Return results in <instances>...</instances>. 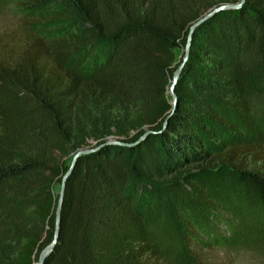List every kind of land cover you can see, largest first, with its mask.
Returning a JSON list of instances; mask_svg holds the SVG:
<instances>
[{"label":"trees","instance_id":"obj_1","mask_svg":"<svg viewBox=\"0 0 264 264\" xmlns=\"http://www.w3.org/2000/svg\"><path fill=\"white\" fill-rule=\"evenodd\" d=\"M239 2H16L12 41L0 49V264H39L55 238L53 189L80 149L43 264H173L147 184L184 201L174 216L195 260L207 245L200 230L214 238L234 186L264 212V134L252 137L246 95L250 81L264 82V0L196 27L175 103L168 93L192 24ZM210 164L227 168L215 190L185 169Z\"/></svg>","mask_w":264,"mask_h":264},{"label":"rangeland","instance_id":"obj_2","mask_svg":"<svg viewBox=\"0 0 264 264\" xmlns=\"http://www.w3.org/2000/svg\"><path fill=\"white\" fill-rule=\"evenodd\" d=\"M16 2L18 0H10L0 7V49L12 41L17 26L15 20L20 16ZM174 54L175 63H178L184 57V49H175ZM246 95L252 105L256 125L251 134L253 133L252 137L257 139L258 134H264V82L250 81ZM111 140L116 139L111 138ZM73 158L74 153L65 158L66 165H71ZM250 166L259 168L260 164L250 163ZM200 167L191 165L185 169L195 175L203 185L207 184L209 190L221 186L217 172H225L227 168L221 170L213 164L205 166L204 169ZM155 187L157 186L150 184L146 187L148 191L153 190V194L150 195L157 205L155 207L157 213L152 217L151 222L162 247L171 250L170 260L173 264H264V212L239 187L234 186L229 199L225 204H220L224 222H216L213 228L211 227L215 232L214 238L211 232L209 234L207 231V234L204 230H200L199 236L207 242V245L199 253V260L190 257L185 250L178 230L180 225L174 216L177 203L180 206L184 201H174L168 187L159 186L158 190H154ZM53 190L58 194L60 185L56 184Z\"/></svg>","mask_w":264,"mask_h":264},{"label":"water","instance_id":"obj_3","mask_svg":"<svg viewBox=\"0 0 264 264\" xmlns=\"http://www.w3.org/2000/svg\"><path fill=\"white\" fill-rule=\"evenodd\" d=\"M244 0H240L239 3L237 4H225V5H222L218 8H212L210 9L207 13H205L196 23L192 24L191 28H190V32H189V36H188V41H187V44H186V47H185V50H184V58H183V63L179 66V68L174 72V75H173V79H172V84L169 88V94L172 96L173 98V102L175 103V94H174V86L178 80V77L184 67V64L187 60V57H188V54H189V49H190V44H191V37H192V34H193V31L195 30L196 27H198L203 21H205L207 18H209L210 16H212L214 13H217L221 10H231V9H237L239 8L242 4H243ZM111 138L113 137H109L108 138V142L107 143H111V144H121V143H117L115 140H111ZM88 150L87 149H80L78 151V153L74 156L73 158V161H72V164L70 166V169L68 170V172L66 173V175L63 177L62 179V183H61V186H60V192H59V204H58V207H57V212H56V231H55V238H54V241L53 243L48 246L41 254L40 256V261H39V264H43V260L44 258L51 252V250L53 249L57 239H58V234H59V230H60V207H61V203H62V198H63V194H64V190H65V185H66V182H67V179H68V176L70 175L71 173V170L73 169L74 167V164H75V161L77 159V157L81 156L82 154H85L87 153Z\"/></svg>","mask_w":264,"mask_h":264}]
</instances>
